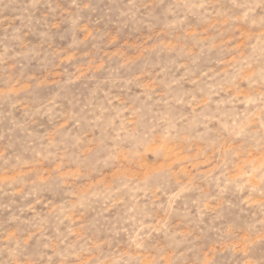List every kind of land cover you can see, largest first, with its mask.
<instances>
[{"label":"rangeland","instance_id":"374dc122","mask_svg":"<svg viewBox=\"0 0 264 264\" xmlns=\"http://www.w3.org/2000/svg\"><path fill=\"white\" fill-rule=\"evenodd\" d=\"M0 264H264V0H0Z\"/></svg>","mask_w":264,"mask_h":264}]
</instances>
